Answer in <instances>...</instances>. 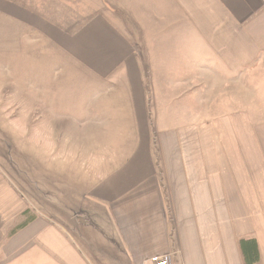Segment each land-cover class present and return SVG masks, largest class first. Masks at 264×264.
I'll use <instances>...</instances> for the list:
<instances>
[{"label": "crops", "instance_id": "1", "mask_svg": "<svg viewBox=\"0 0 264 264\" xmlns=\"http://www.w3.org/2000/svg\"><path fill=\"white\" fill-rule=\"evenodd\" d=\"M0 13L30 32L17 44L87 79L80 96L64 80L35 101L34 157L49 161L34 167L50 170L45 193L82 201L70 219L41 212L45 187L28 189L2 141L0 264H245L242 240L264 264V76L256 108L201 96L202 64L226 80L264 71V0H0Z\"/></svg>", "mask_w": 264, "mask_h": 264}, {"label": "rangeland", "instance_id": "2", "mask_svg": "<svg viewBox=\"0 0 264 264\" xmlns=\"http://www.w3.org/2000/svg\"><path fill=\"white\" fill-rule=\"evenodd\" d=\"M26 34H30V32L19 27L0 13V89L7 85L10 86L9 100L6 101V94L3 93V107L8 109L6 111L8 116H6V120L4 119V124L3 121H0V146H2L4 137L9 136L8 144L3 149L9 168L25 185L29 186L28 189L35 190V193H37L38 187H45L41 188L43 192L40 193L41 202L45 207L40 205L41 212L55 213L58 218L63 220L70 219L73 213L69 212L65 205H77L78 207L82 204V201L58 199L57 201L55 200L56 196L45 193L44 191L49 188L50 184V170H37L34 167L35 148L34 144L31 143L33 140L32 131L43 122L39 121L40 116L43 115L35 111V101L41 100L44 102L47 98L46 94L50 92V84L62 83L64 80L69 82L70 87L66 90V96H80L82 82L87 79L82 68L64 56L52 57L49 61V58L42 54V50L34 48L32 43L28 44L21 41L17 44L13 35L19 38ZM45 45L50 47L49 42L44 41L39 44V46ZM51 51L53 55H58L59 51L55 47L52 46ZM202 67L212 69L214 65L211 63L202 64ZM203 68L201 75L204 78L205 87L202 89L201 96L203 98L206 95L209 97L208 99L211 100V104L207 102L209 107L213 106V101L218 103V111L222 112L257 107L258 90L255 88V83L264 76V71L260 73L257 69H254L234 75L233 80H226L219 72L216 71L215 73L214 69L209 72ZM223 75L226 77L225 74ZM186 76L189 78L194 75L188 73ZM212 84L214 85L212 86ZM54 91H57L54 95L59 96L61 90ZM186 91L191 90L187 88ZM18 95L21 99H18ZM24 114L27 115L26 118L29 121L22 120ZM21 125L27 126V136L24 138L17 137L15 133ZM37 159H39V162ZM48 161L47 152H44L39 154L35 163L42 162L43 165H46ZM36 171L41 173L40 178L35 174ZM34 183H38L39 186L34 187ZM38 198L40 199L39 196ZM78 217L79 221L77 223H85V220L81 219L84 216L78 215ZM89 219L93 221V218Z\"/></svg>", "mask_w": 264, "mask_h": 264}, {"label": "trees", "instance_id": "3", "mask_svg": "<svg viewBox=\"0 0 264 264\" xmlns=\"http://www.w3.org/2000/svg\"><path fill=\"white\" fill-rule=\"evenodd\" d=\"M240 246L243 254H245V264H254L258 261V254L255 241L242 240Z\"/></svg>", "mask_w": 264, "mask_h": 264}, {"label": "built area", "instance_id": "4", "mask_svg": "<svg viewBox=\"0 0 264 264\" xmlns=\"http://www.w3.org/2000/svg\"><path fill=\"white\" fill-rule=\"evenodd\" d=\"M150 262L153 264H172V259L170 256L159 258L157 256L152 257Z\"/></svg>", "mask_w": 264, "mask_h": 264}]
</instances>
